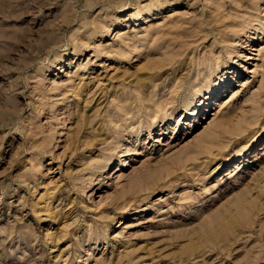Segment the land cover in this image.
Wrapping results in <instances>:
<instances>
[{"label": "rangeland", "instance_id": "obj_1", "mask_svg": "<svg viewBox=\"0 0 264 264\" xmlns=\"http://www.w3.org/2000/svg\"><path fill=\"white\" fill-rule=\"evenodd\" d=\"M25 1L0 264H264V0Z\"/></svg>", "mask_w": 264, "mask_h": 264}, {"label": "bare ground", "instance_id": "obj_2", "mask_svg": "<svg viewBox=\"0 0 264 264\" xmlns=\"http://www.w3.org/2000/svg\"><path fill=\"white\" fill-rule=\"evenodd\" d=\"M36 3H37V5H36V7L38 6L39 8H44L47 4H49L50 3V0H34ZM178 1V0H177ZM34 2V3H35ZM25 3V4H24ZM14 4H15V6H17V5H19L20 4V6H19V8H17L18 9V12H19V14H22V13H25V12H27L28 10H30V8H31V6H29V3L28 2H26L25 0H0V13H4V12H6V10H9V9H11L10 8V6H12V8H14ZM17 4V5H16ZM22 4H24V5H22ZM160 4V3H159ZM157 6V5H156ZM150 7H151V5H150ZM157 8V7H156ZM151 8H148L147 10H150ZM14 10H15V8H14ZM145 10H146V8H145ZM146 10V11H147ZM11 11H13L12 9H11ZM14 12V11H13ZM140 12V11H139ZM144 12V11H143ZM8 20V19H7ZM15 20V19H14ZM119 20V19H118ZM121 20V19H120ZM123 21H125V20H123ZM97 27V26H96ZM100 28V27H99ZM98 28V29H99ZM148 29V28H147ZM96 31V30H95ZM27 33V32H26ZM17 35V34H16ZM136 35V34H135ZM127 37V36H126ZM15 39V38H14ZM10 43V42H9ZM89 44V43H88ZM120 53V52H119ZM123 55V54H122ZM60 57V56H59ZM119 57V56H118ZM158 77V76H157ZM214 82V81H213ZM217 83V82H216ZM215 84V83H214ZM216 86V85H215ZM148 89V88H147ZM203 90V89H202ZM214 91H215V89H214V85H212V86H210V87H208V96H209V98H210V96L212 95V94H214ZM117 92V91H116ZM216 92V91H215ZM77 93V92H76ZM198 93V92H197ZM78 94V93H77ZM115 94V93H114ZM144 94V93H143ZM75 95V94H74ZM115 95H117V94H115ZM145 95V94H144ZM196 95V94H195ZM205 95V94H204ZM142 96V95H141ZM197 96H199V95H197ZM194 97H196V96H194ZM75 98V97H74ZM77 98H78V96H77ZM121 98H122V96H121ZM213 98V97H212ZM118 100H121V99H118ZM208 101V100H207ZM211 101V100H210ZM193 102H194V99H193ZM196 104L197 103H195V104H193V106L192 107H190L189 108V111L190 112H192V111H194V109L196 108ZM121 105H122V103H121ZM121 105H120V107H121ZM125 106V105H124ZM196 113V112H195Z\"/></svg>", "mask_w": 264, "mask_h": 264}]
</instances>
